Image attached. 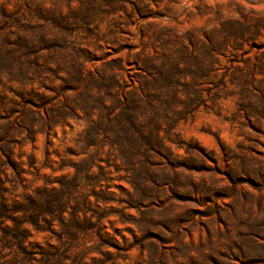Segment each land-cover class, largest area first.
<instances>
[{
	"label": "rangeland",
	"instance_id": "rangeland-1",
	"mask_svg": "<svg viewBox=\"0 0 264 264\" xmlns=\"http://www.w3.org/2000/svg\"><path fill=\"white\" fill-rule=\"evenodd\" d=\"M42 189L0 264H264V0H0V198Z\"/></svg>",
	"mask_w": 264,
	"mask_h": 264
},
{
	"label": "trees",
	"instance_id": "trees-1",
	"mask_svg": "<svg viewBox=\"0 0 264 264\" xmlns=\"http://www.w3.org/2000/svg\"><path fill=\"white\" fill-rule=\"evenodd\" d=\"M0 199V231L2 232L0 244L2 247L9 248L16 246L28 255L29 253H27V249L24 247L27 235L23 230V226L30 224L35 229L45 230L39 226L41 218L47 222H50L47 220L48 216L52 217V220L57 217L61 219L66 203L65 197L61 194L52 197L47 189H42L37 192V195L26 198L27 205H22L20 209L14 210V212H21L23 216L25 215V218L22 216L15 218L13 215H10L12 210L8 198L1 196ZM9 221L13 223V226L7 224ZM41 254L46 259L50 258V253L46 254V252H43Z\"/></svg>",
	"mask_w": 264,
	"mask_h": 264
}]
</instances>
